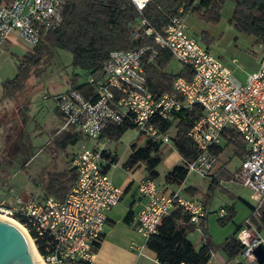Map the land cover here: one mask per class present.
Segmentation results:
<instances>
[{
    "label": "built area",
    "instance_id": "2783aa9c",
    "mask_svg": "<svg viewBox=\"0 0 264 264\" xmlns=\"http://www.w3.org/2000/svg\"><path fill=\"white\" fill-rule=\"evenodd\" d=\"M132 1L141 12L148 0ZM66 2L0 0V45L17 43L21 37L32 48L43 33L61 24ZM184 13L160 28L141 14L131 27V38L142 43L109 51L102 62L101 76L96 79L88 74L86 82L93 84L88 95L76 88L43 95L53 99L64 118L63 127L73 125L93 141L92 146L82 145L73 155L71 165L76 178L63 199L52 195L22 198L13 187L8 188L11 201L0 199V216L17 221L23 218L24 222H19L45 264H99L95 256L104 231L105 212L123 193V188L112 181L113 162L104 154L111 138L101 136L102 130L110 124H125L140 136L169 142L173 123L161 128L158 122L174 121L179 111L190 110L195 104L202 105L203 114L187 132L198 148L197 155L186 161L187 173L208 175L219 161L215 146L224 130L232 128L242 135L248 148L233 179L251 190V198L257 202L252 214H259L264 201V56L255 70L244 80L239 79L232 68L187 32ZM164 48L186 67L189 75H177L171 90L156 94L147 84L145 65ZM137 188L146 196L135 215L145 241L175 207L200 228L204 200L181 195L182 183L175 189H164L153 178L143 177ZM219 214H226V209L221 207ZM236 236L243 246L240 257L248 263L256 261L253 248L259 241L264 242V237L256 231L250 215L244 218ZM144 244L135 243L134 247L142 252ZM176 264L195 263L182 260Z\"/></svg>",
    "mask_w": 264,
    "mask_h": 264
},
{
    "label": "trees",
    "instance_id": "16d2710c",
    "mask_svg": "<svg viewBox=\"0 0 264 264\" xmlns=\"http://www.w3.org/2000/svg\"><path fill=\"white\" fill-rule=\"evenodd\" d=\"M225 1L148 0L140 12L132 0H67L61 24L43 33L39 42L21 56L15 74L3 81V96L13 98L24 94L28 87V80L31 77L40 76L47 64L54 58L56 48L68 49L72 54V65L85 69L98 79L101 76L102 62L108 56L109 51L142 43V41L131 38V27L141 14L145 15L156 28L162 27L172 17L186 11L215 23L220 18V10ZM232 1L233 8L228 21L239 31L252 34L256 42L264 43V0ZM171 57L167 49H160L156 59L145 65L147 84L153 93L169 91L177 75H189L184 66L176 72L166 70L165 66ZM67 83L68 88H76L85 95H88L87 93L93 88V84L86 81L78 82L76 74L69 76ZM202 114V105L195 104L192 109L179 111L175 116L176 131L171 139L182 160L175 163L166 173V178L172 182L182 181L187 173L186 161L191 160L198 153V148L187 132ZM171 123L173 121L169 119L158 122L161 128ZM128 127L129 125L125 124H110L102 130L101 136L118 138ZM81 135L83 134L77 127L68 125L56 128L51 140L55 147L64 149L68 144L75 143ZM223 135L227 141L234 144V152L241 158L247 154V144L239 132L228 128L224 130ZM160 143H162L160 140L153 138H146L141 145L135 141L131 142V151L125 164L131 166L138 161H144L148 176L155 177L158 174L156 165L161 160L158 151ZM221 149L222 145H218L216 152L219 153ZM104 154L111 162L117 160L115 153L105 151ZM232 176L233 172L226 168H222L218 174L213 172L209 189L212 190L220 185V179H231ZM75 178L76 170L73 166L51 171L43 182L44 195L63 199ZM206 196L209 197L207 192ZM233 215V206L229 205L226 214L218 216V221L224 224L231 220ZM250 217L255 229L259 231L264 224V204L260 206L259 214H251ZM18 220L21 223L24 222L23 218H18ZM201 224L203 241L196 248L188 237V233L195 225L189 222L187 213L180 207H175L163 216L157 226V231L148 236L145 245L155 252L157 260L163 264H176L182 260L195 264H206L211 250L217 245L205 228V217ZM241 226L242 224L219 244L229 259L235 258L242 250L243 246L236 236ZM30 233L33 234V231L30 230ZM239 263L246 264L243 260ZM249 264H264V260Z\"/></svg>",
    "mask_w": 264,
    "mask_h": 264
},
{
    "label": "rangeland",
    "instance_id": "374dc122",
    "mask_svg": "<svg viewBox=\"0 0 264 264\" xmlns=\"http://www.w3.org/2000/svg\"><path fill=\"white\" fill-rule=\"evenodd\" d=\"M232 8L233 1L226 0L221 7L220 18L215 23L190 13L186 16L185 25L187 32L195 35L203 47L232 68L239 79L244 80L256 62L264 56V43L256 42L252 34L239 31L228 21ZM29 48V44L21 37H18L17 43L0 45V107L11 104V100L3 96V81L15 74L17 63ZM71 60L72 54L68 49L56 48L54 58L40 76L31 77L25 93L12 98L13 110H6L4 107L0 109V199L5 197L8 201L12 200L9 187H13L22 198H40L43 182L48 174L68 167L72 153L82 145H93V141L85 135H81L75 143L68 144L64 149L55 147L51 140L53 131L62 124V115L55 109L53 99L50 96L43 98V95L67 89V79L74 74L80 83L88 79L89 72L74 67ZM182 67L183 64L178 59L171 57L165 69L176 72ZM24 102L25 114L20 111V104ZM22 106L25 107L23 104ZM175 131L173 121L172 134ZM133 139L140 145L145 141V137L139 136L135 128L128 127L120 137L110 139L107 146L122 155L127 153ZM158 151L161 160L156 165L159 171L157 180H161L169 166L178 158L171 142L160 143ZM221 157L230 170L241 163V157L233 151L230 144L225 145ZM186 182L198 185L201 193L209 191L212 207L220 204L234 205L233 218L224 224L219 223L216 212H211L208 233L211 232L218 240L215 241L212 237L216 245L221 244L232 233V222L242 221L251 213L248 203H255L251 198V190L242 184L227 181L210 191L209 178L193 172L187 175ZM259 233L264 237V224ZM189 235L194 241L198 237V229L194 227Z\"/></svg>",
    "mask_w": 264,
    "mask_h": 264
},
{
    "label": "crops",
    "instance_id": "0c3cea01",
    "mask_svg": "<svg viewBox=\"0 0 264 264\" xmlns=\"http://www.w3.org/2000/svg\"><path fill=\"white\" fill-rule=\"evenodd\" d=\"M190 13H192V12L186 11L184 13L185 19H186L187 15H190ZM258 62H256L255 66L251 69V71H253L257 68ZM67 89H69V88H67ZM5 98H8V97H5ZM8 99L11 100V104L8 106H1L0 109H2L4 107V109H6V110H10V109L13 110L14 100L12 98H8ZM22 104L25 107H23ZM22 104H20V106H21L20 111L25 114V109H26L25 102ZM54 106H55V104H54ZM55 109L60 113V111L58 110V108L56 106H55ZM63 123H64V118L62 116V124L57 128H62ZM129 127H131V126H129ZM229 129H232V128H229ZM225 138H226L225 135H222V139H221L220 143L218 144V145H222V149L219 153L216 152V147L218 145H216L214 148L215 152L218 155V160H219L218 163L216 164L217 166H215V168H213L214 170L212 169L208 175H204L205 177L209 178V184H210V180L212 178L213 172H216L218 174L219 171L222 170V168H226L230 172H234L238 168V166L240 165L239 164L234 170H230L226 166V161H223L221 156H222V153L224 151L225 145H227V144L232 145V148L234 151V144L232 142L227 141V139H225ZM145 139H146V137H145ZM133 141H135L137 144H139L136 141V139L131 140L129 143V150L127 151V153H124L122 155H119L117 150H115V149L112 150L107 146L108 151H110L111 153H115L117 155V160L115 162H113L112 166H110V174H111V178H112L113 183L116 185H119L123 188V193H122V196L119 199V201L117 203L113 204L111 207H109L105 212L106 213V221L104 224V231H103L102 237L98 243V246L96 249V256H95L96 261L99 264H163L157 260V258L155 256V252L152 249L148 248L145 244H144L142 252H138V250L134 247L135 243H145V236L140 231H138V229H137V222H136L135 215H136L137 210L146 201V196L141 195L138 191V188H137L138 181H139V179H141L143 177H149V176H148V172H147L146 165H145L144 161H138L131 166L125 164V161L129 155L130 151H131L130 144ZM169 142H171L173 145L172 140H170ZM164 143H168V142H164ZM173 147H174V145H173ZM78 150H76L75 152L72 153L68 166H72L71 165V159H72L73 155ZM174 150H175V154H176L178 160L174 161L169 166L168 171L171 169V167L175 163H178L182 160L181 155L179 154V152L176 150L175 147H174ZM166 173L164 174V176L162 177L161 180H157V176H159V171L155 177H151V178L154 179V181L156 182L158 187L164 188V189L165 188L175 189L176 187L179 186V183H182V188L180 190L181 195L186 196V197H201L205 203V215H204V217H205V228L208 232V230H209L208 222L210 220L211 212H216L217 215L220 216L219 209L221 207H224L225 209H227V207L230 204H220L217 207H212L210 205V198L208 196H206L207 191L205 193H201L198 185H196L195 183H187L186 182L187 181V175L191 172L186 173L185 177L179 183L172 182V181L168 180L166 178ZM193 173H195V172H193ZM227 181L241 184V182H239L238 180L233 179V178H231V179H220V185L215 186V188L218 186H222L221 184L225 183ZM209 184H208V187H209ZM209 190L211 191V189H209ZM207 193H209V191ZM44 196H45L44 193H42V196H40V198L44 197ZM256 203H257L256 201H255V203L253 202V204L248 203L250 208H251V213L249 215H251L252 211L256 208V205H257ZM263 204H264V201L261 203L260 206H263ZM232 206L234 209V205H232ZM260 206H259V208H260ZM249 215L245 216L244 218L248 217ZM126 216H128V217H126ZM218 216H217V218H218ZM204 217L202 219H204ZM244 218H243V220H244ZM243 220L242 221L238 220V221L232 222V224H233L232 228H231L232 233H234L236 228L240 224L243 223ZM201 222H202V220H201ZM197 229H198V237L194 241H192L196 248L199 247L203 241V229H202L201 223H200V228H197ZM257 232H259V231H257ZM188 235H189V233H188ZM209 235L212 239L213 235L211 232ZM189 238L191 240H193L191 238V236ZM213 239L215 241H218L214 237H213ZM223 241H221V243ZM210 254H211L210 258L206 264H240L239 262H241L243 260L239 255L240 253L235 258L229 259L227 257V255L225 254V252L223 251V249L219 245H217V247L213 248L211 250ZM245 263L249 264L248 262H245Z\"/></svg>",
    "mask_w": 264,
    "mask_h": 264
},
{
    "label": "water",
    "instance_id": "95a60500",
    "mask_svg": "<svg viewBox=\"0 0 264 264\" xmlns=\"http://www.w3.org/2000/svg\"><path fill=\"white\" fill-rule=\"evenodd\" d=\"M256 262L264 260V242L253 248ZM0 264H42L33 254L27 235L11 220L0 216Z\"/></svg>",
    "mask_w": 264,
    "mask_h": 264
},
{
    "label": "bare ground",
    "instance_id": "6f19581e",
    "mask_svg": "<svg viewBox=\"0 0 264 264\" xmlns=\"http://www.w3.org/2000/svg\"><path fill=\"white\" fill-rule=\"evenodd\" d=\"M2 217H4V218H7V219H9V220H11L13 223H15L26 235H27V238H28V241H29V245H30V247H31V250H32V252H33V254L41 261V263L42 264H45L42 260H41V258H40V256H39V254H38V252L36 251V249H35V246H34V244H33V242H32V240H31V238H30V236L28 235V233H27V230L24 228V226L19 222V221H17L16 219H14V218H12V217H5V216H2Z\"/></svg>",
    "mask_w": 264,
    "mask_h": 264
}]
</instances>
